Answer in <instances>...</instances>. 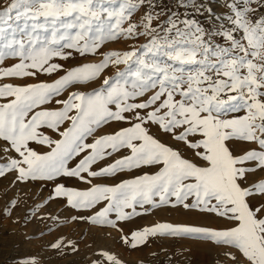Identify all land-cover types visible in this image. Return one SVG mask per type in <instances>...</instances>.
<instances>
[{"label":"snow or ice","instance_id":"obj_1","mask_svg":"<svg viewBox=\"0 0 264 264\" xmlns=\"http://www.w3.org/2000/svg\"><path fill=\"white\" fill-rule=\"evenodd\" d=\"M182 2L188 4V0ZM145 4L149 9L157 7L155 0H10L0 10V62L20 58L12 67L0 69V78L53 73L61 66L50 61L70 55L64 49L96 54L106 41L147 38L130 50L104 53L98 63L74 67L53 83L0 86V98L6 100L0 103V140L19 156L0 165V176L15 170L21 182L63 175L91 183L92 177L157 166L154 174L114 186L74 191L57 185L55 197H66L73 208L107 201L89 218L98 225L115 226L109 213L126 220L139 214L137 206L147 211L145 206L182 205L214 213L235 226L215 230L158 223L133 232L131 246L143 244L150 236H198L237 249L247 264H264V204L257 207L249 202L264 196V180L248 187L241 184L247 173L264 169V0H225L228 12L221 16L204 9L210 18L227 21L215 30L175 14L168 17L166 26L153 27L160 15L154 11H146L139 24L130 22ZM11 20L22 24L15 28ZM126 21L128 26L122 27ZM109 66L117 70L104 77L98 89L71 92L57 101L62 105L58 110L35 111L69 87L98 79ZM241 112L226 118L228 113ZM66 121L69 126L60 131ZM110 121L131 126L86 143L87 137ZM146 125L158 126L195 150L201 163L154 138ZM42 127L58 132L60 139L43 134ZM232 139L254 142L261 150L234 156L228 147ZM30 142L47 145L50 151L40 154L29 147ZM122 148L131 154L92 170L97 161ZM86 151L75 167L67 166ZM251 161L256 162L254 168L246 166ZM105 256L119 264L115 257Z\"/></svg>","mask_w":264,"mask_h":264},{"label":"rangeland","instance_id":"obj_2","mask_svg":"<svg viewBox=\"0 0 264 264\" xmlns=\"http://www.w3.org/2000/svg\"><path fill=\"white\" fill-rule=\"evenodd\" d=\"M9 3L10 0H0V10L7 7ZM224 4L225 0H188L187 5L183 4L182 1L178 5H174L172 0H162L158 2L155 9H138L131 16L130 22L139 24L146 11H154L160 13V15L158 19L153 20V27L157 25L166 26L168 17L175 14L180 19H196L206 29L215 30L221 23L227 25V21H218L215 18H210L208 12L204 11V9L211 8L215 16H221L228 12ZM197 7L201 11L197 12ZM128 23L129 21H126L122 27L126 28ZM9 24L18 28L22 21L11 20ZM16 36L21 38L22 34L17 32ZM146 40V37L135 39L121 37L114 41H106L96 54L80 55L75 50L64 49L63 51L66 55L70 53L66 59L54 57L50 61V63L60 65L59 70L50 74L38 72L35 76L23 78L3 77L0 78V86L5 84L24 86L37 83H53L74 67L100 62L102 55L106 52L130 50L134 46L145 43ZM19 62V57H6L0 62V69L12 67ZM118 67L122 69L124 66L119 65ZM116 70V67L109 66L98 79L86 84H76L69 87L59 96L53 97L49 102L40 105L35 111L60 109L62 105L57 103L58 100L67 99L71 92L88 93L98 89L104 77L113 76ZM141 99H146V96L138 98V101ZM4 102L6 100L0 98V103ZM238 115H243V113H228L226 118H233ZM65 124L67 128L69 122L66 121ZM129 125L130 123L125 121H110L98 128L93 135L87 137L86 143H92L100 136L113 134ZM146 127L149 134L156 139L160 134H164L156 125H146ZM169 137L172 138V135L169 134ZM238 141L243 147L237 156L243 155L249 150H261L259 145L254 142ZM166 143L173 144V141ZM29 147L41 154L42 147L40 144L30 142ZM180 150L185 158L190 156L185 155L184 148ZM48 151L50 150L48 149ZM193 152L194 162L201 163ZM86 154L87 151L73 157L67 166L70 168L75 167ZM13 158L19 159L18 154L8 149L6 142L0 140V165H7ZM121 158V156L115 155L106 156L92 165V170H100ZM246 166L254 168L256 162H247ZM156 171H158L157 166H146L140 176L144 174L151 175ZM17 174V171L12 170L0 176V264H114L113 261L106 259L105 254L115 257L119 264H247L246 259L237 249L218 245L198 236H150L143 244L132 247L130 236H122L120 232L113 230L114 228L122 227L125 221L112 219L115 221V226L98 225L90 222L89 218L106 207L107 201L102 200L91 208H73L68 205L66 197H55L54 189L57 185H63L66 189L77 191L78 188L76 187L78 185L85 184L86 187L82 191H87L93 186L90 184L97 182L95 177L90 178L91 183H86L76 177L63 175L56 176L52 180L29 179L21 182L17 181ZM98 180L102 181L100 183L102 186H114L127 179L121 172H117L111 177H98ZM260 180H264V169H257L247 173L246 182H241V184L242 187H248ZM65 181H69L70 184H65ZM97 183L95 185H98ZM249 202L259 207L264 204V196H258ZM160 207L161 209H158L159 207L150 208L145 206L147 211L139 209V211L142 210V212L146 213L157 209L159 216L154 224L152 221L145 219L140 222L132 221V225L136 227L138 223L141 231L158 223L170 224L168 219L161 221L160 217L170 215L173 207L169 205ZM186 211L187 209L184 210L183 208L179 213ZM191 213L193 214L191 219L193 226L215 230H223L235 226L234 222L216 216L214 213L201 212L197 209L191 211ZM112 215L116 217L114 212ZM112 215L109 216L111 217ZM125 238H128V243L125 242ZM53 244H59V247L54 248L52 247ZM232 257H235V259Z\"/></svg>","mask_w":264,"mask_h":264},{"label":"crops","instance_id":"obj_3","mask_svg":"<svg viewBox=\"0 0 264 264\" xmlns=\"http://www.w3.org/2000/svg\"><path fill=\"white\" fill-rule=\"evenodd\" d=\"M160 1H162V0H155L156 5ZM172 1H173L174 5H178V3L180 1H182V0H172ZM144 8H148L146 4L141 6L139 9L140 10H144ZM162 17H164V16L162 15ZM65 125H66L65 123L63 125H61L60 131H63L66 128ZM130 126H131V124L129 126H125L124 128L130 127ZM40 132H42L43 134L49 136L52 139H60V136H59L58 132H55L52 129H49L47 127H43ZM157 139L159 141H161L162 143L166 144L167 146L172 147L174 150H178L179 151L180 149L184 148L185 155L186 156L190 155L187 159H190V160L194 161V158H193V155H192L193 150L189 149L183 142H178V141L174 140L173 138H170L169 134H167V133L160 134L157 137ZM168 141L169 142L173 141V144H170V143L167 144L166 142H168ZM41 147H42L41 148V154L46 153V151L48 152L49 147L47 145H41ZM228 147H229L230 151L232 152V154L234 156H237L242 151V147L243 146L241 145V143L238 140L232 139V140H230L228 142ZM130 154H131L130 149L122 148L119 151L113 152L111 155L121 156L123 158L125 156L130 155ZM145 167L146 166H142L140 168H133V169H130V170H124V171H120V172L124 175V177L126 179H131L132 177L135 178L137 176H140V174L142 172H144ZM120 172H118V173H120ZM102 177H107V176H102ZM108 177H111V176H108ZM95 178L97 179L98 183L94 182V183L90 184L91 186L95 185V183H97L98 185H100V183H102L101 180H98V177H95ZM109 182H107V183H109ZM66 183L70 184L69 181H65V184ZM72 184H73V181H72ZM74 187H76V186H74ZM85 187H86L85 184L84 185L80 184V185H78L76 187V188H78V190L77 189L76 190L77 191H82V189L85 188ZM190 202H191V200L188 201V203H190ZM178 207H179V210H178ZM139 209H141V208L139 206H137L136 212L139 213V214L132 215L129 219L123 220L126 223L124 222V224H122V227L114 228L113 230L117 231V232H120V235H122V236H130L131 237V234L133 232L140 231L139 224L137 223V225L135 227L134 225H132V221L140 222V221H144L145 219H147V221H152V223L154 224L156 219H158V216H159L158 213L159 212H157V209H155V210L153 209L151 212H147V213L144 212V211L142 212V210L139 211ZM158 209H161V207H159ZM172 209L173 210H172V213L170 215H168L167 217H160L161 221L162 220L165 221V220L168 219L170 221V224H172L174 226H193V224H191V221H192L191 219L193 218V214L191 213V211H193L195 209H187V211H189V212L186 211L184 213H179V211L181 209H183L182 205H177V206L173 207ZM177 210H178V213H177ZM184 210H186V209L184 208ZM125 211L131 212V209H126ZM109 215H112V213H109ZM109 219L115 220L116 217L112 215L111 217L109 216Z\"/></svg>","mask_w":264,"mask_h":264}]
</instances>
